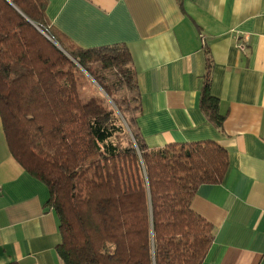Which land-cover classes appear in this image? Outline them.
<instances>
[{
  "label": "trees",
  "instance_id": "trees-1",
  "mask_svg": "<svg viewBox=\"0 0 264 264\" xmlns=\"http://www.w3.org/2000/svg\"><path fill=\"white\" fill-rule=\"evenodd\" d=\"M48 6L0 0V116L12 155L49 188L59 256L64 264H203L214 228L191 201L202 184L223 182L227 150L213 140L150 148L135 130L130 103L133 141L105 98L84 91L91 75L118 104L117 84L104 75L112 69L119 86L130 87L131 54L67 42L50 25ZM207 61L201 109L221 127Z\"/></svg>",
  "mask_w": 264,
  "mask_h": 264
},
{
  "label": "crops",
  "instance_id": "crops-1",
  "mask_svg": "<svg viewBox=\"0 0 264 264\" xmlns=\"http://www.w3.org/2000/svg\"><path fill=\"white\" fill-rule=\"evenodd\" d=\"M47 13L67 42L129 51L133 125L150 148L223 145V182L191 201L214 228L203 264H264V0H49ZM208 57L221 127L201 109ZM49 196L12 155L0 116V264H64Z\"/></svg>",
  "mask_w": 264,
  "mask_h": 264
},
{
  "label": "rangeland",
  "instance_id": "rangeland-1",
  "mask_svg": "<svg viewBox=\"0 0 264 264\" xmlns=\"http://www.w3.org/2000/svg\"><path fill=\"white\" fill-rule=\"evenodd\" d=\"M40 31L42 32L43 35H45L48 38H50V36H52L44 28L43 29L40 28ZM50 39H52V38H50ZM100 56H103V54H101V52H100ZM92 65H94V67H96V66L100 67L101 64H100V62H97V63H93ZM81 69L85 72V74L90 75L83 68H81ZM106 73L108 74V77L104 75V80H106L107 82L110 81L112 83L117 84L116 88L119 89L116 93V94H118V97H117L118 101L120 102V100H123V104H126L125 106L122 105V107L124 108V112H123V109L121 107V104L118 102V104L120 105V108H119L118 104L116 103L117 101H114L113 99H111V96L108 93H106V91L103 89V87L98 83V81L96 79L91 78V75H90V77L89 76L88 77L94 83L93 84L87 83L86 84L87 86H86V88H84V91H86L87 88H89V89H91L92 92H94L96 94H100L101 97L105 98V99H102V98H99V99L104 104H105V102L106 103L108 102L117 111V113L121 116L123 123L127 127V130H128L129 134L131 135V137L134 141V135L130 129V126L128 125V121L126 120V117H128V116L131 117L130 110H132V109L129 110L128 107H129L130 103L134 104L133 97H132L134 94V91H133L131 86L127 87V85H126L128 90H125L126 87L121 88L119 86L118 78H116L117 75H116V72L114 70L108 69ZM86 93H87V95H89V93L87 91H86ZM86 97L87 96L84 95V99Z\"/></svg>",
  "mask_w": 264,
  "mask_h": 264
}]
</instances>
